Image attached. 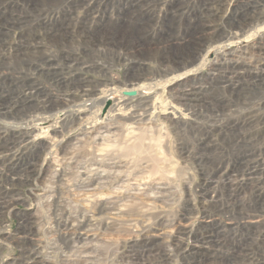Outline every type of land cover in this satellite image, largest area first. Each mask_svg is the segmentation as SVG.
Here are the masks:
<instances>
[{
  "label": "rangeland",
  "instance_id": "obj_1",
  "mask_svg": "<svg viewBox=\"0 0 264 264\" xmlns=\"http://www.w3.org/2000/svg\"><path fill=\"white\" fill-rule=\"evenodd\" d=\"M89 1L68 10L69 2L63 0L48 7L44 16L12 11L19 5L17 0H0V150H4L0 152V204L6 205L0 212V264L30 259L37 249L32 245L39 247L38 257L49 264H134L124 256L133 244L147 240L154 247L142 251L140 264L245 263L235 258L196 261L194 254L206 235L213 236L218 251L237 247L264 253V212L254 221L255 229L235 231L228 216L213 217L199 196L201 185L213 183L219 193L223 190L220 194L226 201L224 195L235 190L245 174V170L234 173L236 169L256 163L262 170L260 204L264 207V62L258 63L257 56L250 54L264 39V0H190L172 11L168 6L173 0H156L131 17V23L135 21L129 24L140 25L142 30L135 35L151 40L137 45L127 37L117 53L103 40L89 43L82 29L128 25L123 10L133 0ZM66 10L68 36L47 44L40 24ZM198 20L212 28L193 36L192 24ZM20 27L32 41L21 42ZM254 32L258 35L232 45L230 53L223 49L234 34ZM42 40L44 44H39ZM157 83L162 86L143 96L150 105L156 102L159 110L134 122L131 131L124 121L105 120L126 91ZM192 86L199 102L191 104V119L177 124L167 121L161 109L176 103V96ZM65 87L100 93L117 89L123 94L110 97L99 125L94 126L81 123L84 127L64 128L65 109L55 103V110L46 115L57 133L41 139L40 132L31 130L32 121L47 111V94H62ZM103 133L105 137L97 140ZM60 138L67 141V155L53 149ZM18 142L45 146L29 179L24 168L31 161L30 153L20 155L23 160L18 163V148L23 147ZM6 160L11 170L2 166ZM18 166L23 167L19 175ZM61 172L66 173L59 193L64 208L73 220L87 218L92 226L82 233V243L68 250L60 246L51 208L56 175ZM92 178L100 180L91 185ZM249 197L247 192L241 194L240 209L250 203ZM100 207L107 210L100 213Z\"/></svg>",
  "mask_w": 264,
  "mask_h": 264
},
{
  "label": "bare ground",
  "instance_id": "obj_2",
  "mask_svg": "<svg viewBox=\"0 0 264 264\" xmlns=\"http://www.w3.org/2000/svg\"><path fill=\"white\" fill-rule=\"evenodd\" d=\"M66 1L69 2L68 10L69 9H78V8L83 6L85 1L87 2V0H73V1L72 0H66ZM155 1L156 0H154V1L152 0L149 3H144L141 0H133L130 4V7L123 10V12L125 14L124 18H126L128 21H130L131 17H135L134 15L137 14L139 11H141L143 9L148 10L150 5H152L151 3L155 2ZM17 2H19V5H17V7L13 6L11 8L12 11H14L15 9H18V10L21 9L20 11L25 10L31 14H36V15H38V14L42 15L43 14L45 16L47 13H49V11L47 9L48 7L51 8L52 6L56 5L55 3H62L63 0H17ZM88 2H92V1L88 0ZM183 2H190V0H173V3H171L168 6V10L172 11L171 9H173V8H179L183 4ZM0 6H1V4H0ZM68 10H66L62 14H60L59 17H56L52 20H49L48 23H46L44 21L45 23L42 22L40 24L39 28H40V30L43 29V31L45 32V39L48 41L47 44H54L55 45V42H56L55 40H57L59 36H65V35L68 36V34L70 32L68 29L69 27H67L68 25L66 24V21H69V17H70V13L68 12ZM15 12H18V11H15ZM203 14H205V13L203 12ZM17 17H18V14H17ZM17 17L14 19L18 20ZM31 17H32V15H31ZM134 21H135V19L132 21V23L130 21L128 23V25H124V24L120 25L121 22H119L118 23L119 25L116 24V25H113L112 27L111 26H105V25L101 24L99 27L96 26L94 28H87L86 29L82 26L83 27L82 35L84 38L88 39L89 43H94L95 41L103 40L105 42V45L108 47V49L111 52L117 53L116 50L120 47L121 41H123L127 37L134 39V42L137 45H142L141 42L149 41L148 39H150V38L148 36L139 35V34L135 35V33L138 32V30H142V29H141L140 25L137 27L136 23H135L136 25H132V26H134L135 29L129 25V24H133ZM13 25L16 26L17 23L15 22ZM25 26H27V25H25ZM209 28H212V27L211 26L208 27V25L203 23L201 20H198V22L196 21L195 24H192L191 34L193 36H195L197 33L205 34V33H208V31H210ZM258 30H260V28ZM20 31L22 33L20 35L21 36V38H20L21 42H29V39L31 40V38H29L27 36L28 34L26 33V31L25 30L22 31L21 27H20ZM24 31H25V33H23ZM128 35H130V36H128ZM257 35H258L257 32H254V34L250 33L249 35H242V34L236 33L230 38V41L228 40L226 43H224L223 49L226 50V52L230 53L232 45L239 44L241 42H243V43L249 42L251 40V37H253V36L255 37ZM164 40L167 43L169 42L168 39H164ZM162 41H163V38H160L159 40H157V43L160 44ZM260 41H259L260 44L255 45L256 50L254 49V46H253L252 49H250L251 53L249 52L253 56H257L258 63H259L260 59H261L260 60L261 62H264V54H261V52H264V39L262 38ZM43 42L44 41L42 40L41 43H39V42L38 43L44 44ZM174 44L175 43H173L171 41V46ZM143 46H145V45H143ZM186 50H189L192 52L190 47H188ZM246 51H248V49ZM255 51H258V52L255 53ZM187 54H190V53L187 52ZM204 62L207 63L208 60L205 59ZM179 76L180 75H177V77H179ZM13 79H15V78H13ZM160 86H162V83H157L154 85H152V84H138V85H136V87L133 88L134 90H132V91L137 92L138 96L136 95L137 96L136 100H133L132 98L128 100L125 97V95L123 93H121V91H118L117 89H111L109 91L100 93V92L96 91L95 89L91 90V89H82L81 88L78 90L77 89L76 90H67V87H65L66 90L60 92L62 94H59V95L58 94H52V93L47 94L46 99L44 100V105L46 107L48 106L47 111L43 110L45 113L40 114L36 118L34 117L35 119L32 121L31 130H37L38 132H40L39 136L41 137V139L44 138V135L48 136L51 132H54V135L57 133L55 130H53L52 126L48 125L50 120H49V117L46 115L49 112H52L53 110H55L54 109L55 103H56V105L58 103L59 106H61L63 109H65V110H62L63 112L61 111L64 114L62 117L63 118L62 122H64V128L67 129V128H72L75 126L79 127L81 125V123H86L85 125H88V126L89 125H93V126L99 125V123L101 121L100 116L104 110V107L108 103V101H110L112 99L110 97L112 95H115V94L119 95L121 93L124 96H122L120 98V100L113 105L112 109H110V111L106 114L105 120L109 121V122L124 121L125 124H127L126 125L127 131H131L133 129L132 125L134 124V122H136L137 120L148 115L149 112L151 113L152 111L156 112L157 110H159V108H157L156 102L151 104V105L149 103L145 102L146 98L143 96V94L145 92H152L153 90H156ZM129 91H131V90H129ZM198 95H199V93L197 91V88L195 89L194 86H192L189 88V90L182 91V93L178 97L176 96V98H177V99L175 98L176 103H171V104H169V106L163 107L161 109L160 113H162V115L165 116L167 121L176 122V124L178 122H183V121L185 122L187 120H190L192 117V114H191L192 113L191 110L193 107L192 105H193V103L199 102ZM155 112H152V114H154ZM84 115H89V117L87 119L82 118ZM251 119H249V120H251ZM216 125H218V124H216ZM80 127H84V126H80ZM25 134H27V133L25 132ZM101 137H105L104 133L99 134V136L97 137L98 138L97 140H100ZM55 138H57V137L55 136ZM22 144H23V142H18V146L19 145L23 146V147L19 146L21 148H18V163L21 160H23L20 158V155L22 157V155L24 156V154L26 152L30 153L31 161L28 162L24 168L26 174H28L27 179H29L30 177H32L36 173V168H37L36 166H37V163L40 162L42 152L45 150V146L42 143H38V144L26 143L24 145H22ZM66 144H67L66 139L60 138L58 143L56 144V147H55V145L53 146V149L58 148L59 150H62L64 154H66L69 152V146H66ZM1 151H4V150H0V152ZM247 158L248 157H244L242 160H246ZM7 162H8L7 160L4 161L2 163V166L4 168H9L11 170L9 164L7 165ZM249 163H251V162L249 161ZM251 164L252 165H248L247 167L244 165L245 167H243V168H242V165H240L238 167V169H236L239 171H235L234 173L240 174L243 170H245V174L243 175V178L240 179L239 182H237V183H239L238 187L235 190L227 191L226 195H224L226 197V201H222L223 196H222V194H220L221 192H223V190L219 193V191H217V189L214 188L213 183H208L206 185H201L199 187V196H200L201 204L203 205V207L205 209L210 210L214 214L213 217H215L217 215L228 216L226 218L228 221H230V225H231L232 229H234L235 231H243L245 229L253 230V228L255 229L257 223L254 221L264 212L263 204H260V202L263 201V199H262L263 193L261 190L262 182H261L260 177H259L262 170L256 163H251ZM22 170H23V167L18 166V175L22 172ZM65 175H66L65 172H61V173L56 175V179H57L56 182L57 183H55V184H57V185H56L55 192H54L55 193L54 199L51 203V208L53 209L54 218L53 217L52 218H53L55 227H56L58 235H59V241L61 244L60 246H61V248L63 247V248L68 250L72 244H81L82 243L81 240L83 237L82 233L85 232L89 227H92V226H91V224L90 225L88 224L89 220L87 218H85V221H83V222H77L76 220H73L71 218V216L68 214L67 208H64L62 201L59 198V193L61 191L62 178H64ZM235 175H234L235 178H236V176L237 177L239 176V175H236V176ZM118 176H120V175L118 174ZM230 177H232V176H230ZM98 180H100V179L99 178H92L89 183H91V185L97 184ZM228 180H229V178H228ZM216 188H217V186H216ZM2 190L3 189L0 188V192ZM243 192H247V194L250 195V197H249L250 203L248 205H246L247 203L245 205L243 204L244 205L243 208L240 209L241 204H242V202H241L242 200H239V198ZM249 199H248V202H249ZM5 206L6 205H4L3 203H2V205L0 204V212H3V210L6 209ZM239 209H240V213H236ZM105 210H107L105 207L99 208L100 213H103ZM74 235H75V237L73 239H71ZM149 241L150 240H147L141 244H138V243L133 244V246H131L129 248L130 249L129 253L124 257L130 259L129 261L133 262L134 264H140L139 262L144 257V254H143L144 252L142 253V251H145V250L151 251V249L154 247V244L152 242L150 243ZM200 243L201 244L198 246V249L196 250V252L194 254V259L198 262H206V263L216 262L217 259H219V260L222 259V261H229V259L235 258L237 261L239 259L243 260L245 262L244 264H264V253H262V252H260L259 254H257L256 252L253 253L249 250V248H248V250H242L243 248L238 249L237 247H234V248H231L230 250L227 249L228 250L227 252L215 250V248L217 247V244H216V242H214L213 236H211V235H206L205 239L202 240ZM176 244H178V243H176ZM222 246H223V244H222ZM32 247H36L37 249L39 248L38 246H35V245H32ZM238 247H239V245H238ZM83 248H85V246H83ZM37 249L31 251V252H33V254H32L30 259L23 257V259L21 260L22 263H20V264H49V262L47 260H42L38 257L39 252ZM219 250H221V249H219ZM33 257H35V258H33ZM27 260H29V261H27ZM239 264H241V263H239Z\"/></svg>",
  "mask_w": 264,
  "mask_h": 264
},
{
  "label": "water",
  "instance_id": "obj_3",
  "mask_svg": "<svg viewBox=\"0 0 264 264\" xmlns=\"http://www.w3.org/2000/svg\"><path fill=\"white\" fill-rule=\"evenodd\" d=\"M124 95H125V97L134 98L137 95V92H135V91H130V92L126 91L124 93Z\"/></svg>",
  "mask_w": 264,
  "mask_h": 264
}]
</instances>
